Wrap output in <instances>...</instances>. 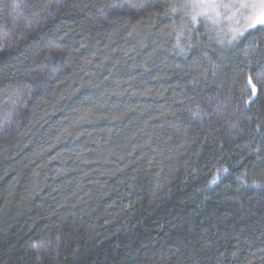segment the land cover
Wrapping results in <instances>:
<instances>
[{
  "label": "trees",
  "instance_id": "16d2710c",
  "mask_svg": "<svg viewBox=\"0 0 264 264\" xmlns=\"http://www.w3.org/2000/svg\"><path fill=\"white\" fill-rule=\"evenodd\" d=\"M184 1L0 0V264H264V31Z\"/></svg>",
  "mask_w": 264,
  "mask_h": 264
},
{
  "label": "snow or ice",
  "instance_id": "6c2138e0",
  "mask_svg": "<svg viewBox=\"0 0 264 264\" xmlns=\"http://www.w3.org/2000/svg\"><path fill=\"white\" fill-rule=\"evenodd\" d=\"M189 7V5H185ZM194 10L191 13L193 22L197 21L198 16H207L209 12L219 20L222 13L220 9H224L226 13L231 12V15H225V19L232 20L236 13L241 10H249L250 14L246 17L247 27L256 28L259 26L260 31H264V0H237L236 3H217L216 0H199L198 3L190 5ZM175 10V9H173ZM237 32L236 29H232ZM235 38V37H234ZM253 91L255 89L253 88Z\"/></svg>",
  "mask_w": 264,
  "mask_h": 264
},
{
  "label": "rangeland",
  "instance_id": "374dc122",
  "mask_svg": "<svg viewBox=\"0 0 264 264\" xmlns=\"http://www.w3.org/2000/svg\"><path fill=\"white\" fill-rule=\"evenodd\" d=\"M198 2L199 0H185L184 13L186 15L189 13L191 17V13H193L194 10L190 7V5L196 4ZM216 2L236 3L237 0H216ZM248 2H252V0H248ZM185 5H189V7H185ZM220 11L222 15L219 20H217L213 13L209 12L207 16H198L197 21L204 20V22L206 21V23L212 22L211 24L218 25L219 33L225 36V39L229 44H234L238 42L247 32L252 29H255L247 27L246 17L250 14L249 10H241L240 12L236 13L232 20L224 18L225 15H231V12L226 13L224 9H220ZM232 29H236L237 32H233Z\"/></svg>",
  "mask_w": 264,
  "mask_h": 264
}]
</instances>
